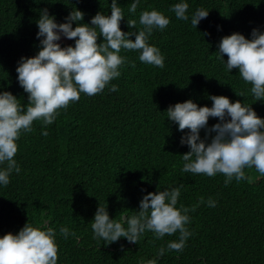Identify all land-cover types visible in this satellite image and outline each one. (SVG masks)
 <instances>
[{
    "label": "trees",
    "instance_id": "1",
    "mask_svg": "<svg viewBox=\"0 0 264 264\" xmlns=\"http://www.w3.org/2000/svg\"><path fill=\"white\" fill-rule=\"evenodd\" d=\"M133 2L117 0L125 15L121 29L133 33L130 39L142 27L139 17L145 10H158L170 19L165 29H154L148 41L160 50L164 67L143 63L138 51L122 49L120 55L127 61L121 74L101 93H81L78 101L59 110L52 124L37 120L31 132H22L14 157L20 172L13 170L9 184H0V236L18 234L27 222L51 227L56 232L57 264H264V175L246 168L248 179L233 178L225 185L220 173L209 177L183 172L182 154L190 147L181 139L189 130L181 132L167 119L169 106L189 99L211 107V95L252 105L264 118V100H255L252 85L238 69L228 71L227 56L218 52L226 35L239 32L251 39L254 29L264 33V0H140L132 13ZM179 2L189 4L187 21L170 11ZM111 3L0 0V91H10L26 110L28 93L16 69L22 57L35 56L42 47L37 22L43 9L64 23L77 8L84 13L80 23L90 24L98 12L110 15ZM198 8L209 14L193 28L191 17ZM128 19L136 20L137 28H130ZM98 42H103L102 36ZM59 43L75 41L62 38ZM112 85L118 90L110 91ZM218 122L210 117L208 128ZM206 133L201 129V138ZM173 188L180 190L177 208L195 207L188 213L191 235L182 252L167 247L179 240V232L158 239L146 230L138 243L121 237L106 244L95 236L91 225L99 205L127 227L124 217L137 214L147 193ZM209 198L215 207L208 206ZM61 227L69 229L67 238Z\"/></svg>",
    "mask_w": 264,
    "mask_h": 264
},
{
    "label": "clouds",
    "instance_id": "2",
    "mask_svg": "<svg viewBox=\"0 0 264 264\" xmlns=\"http://www.w3.org/2000/svg\"><path fill=\"white\" fill-rule=\"evenodd\" d=\"M139 3L140 0H135L129 11L135 13ZM188 9V3L179 2L170 11L177 19L187 21ZM208 14L203 8L196 9L191 17L192 27L197 28ZM124 18L117 0H112L110 15L98 12L90 24L80 23L84 13L77 8H73L64 23H57L47 8L42 10L37 22V37L43 38L40 40L42 47L37 55L22 57L16 69L19 84L28 93L26 110L10 91H0V165H7L0 169V184L7 186L13 170L20 172L14 157L22 132H31L37 120L45 126L52 124L59 110L78 101L81 93L88 96L101 93L121 74L119 69L127 61L120 55L122 49L138 51L143 63L164 67L160 50L148 41L153 30L165 29L170 19L155 9L143 11L139 17L142 27L133 40L129 38L132 32L125 33L121 29ZM73 22H77L75 28ZM128 26L137 28L136 20L128 19ZM100 36L103 42H98ZM62 38L74 40L75 44L61 46ZM218 52L222 58L227 56L228 71L238 69L242 79L252 85L255 100H264V33L254 29L251 39L239 32L226 35L219 43ZM117 90V86L112 85L110 91ZM237 94L243 96V93ZM209 99L213 101L211 107L198 106L189 99L167 109V119L178 124L181 132L189 130L181 139V144L190 147V151L182 154L185 161L182 171L209 177L220 173L226 177L225 185L233 178L237 181L248 179L246 168H255L264 175V118L252 105L240 100L233 103L225 95H211ZM210 117L218 118L219 122L208 128ZM201 129H207L204 138H201ZM42 134L48 135L47 131ZM179 196V188L147 193L137 214L124 217L127 227L111 219L107 207L99 205L91 227L95 236L106 244L121 237L127 238L129 243H138L146 230L152 231L158 239L179 232V240L169 242L167 247L182 252L191 235L186 227L190 222L188 213L195 211V207L189 209L182 205L177 208ZM200 202H204L203 198ZM215 205L216 202L209 198L208 206ZM59 231L65 238L69 235L67 227ZM55 236L53 228L27 222L18 234L9 232L0 236V264H57ZM164 252L165 249L160 248L159 256ZM148 264H155V261H148Z\"/></svg>",
    "mask_w": 264,
    "mask_h": 264
}]
</instances>
